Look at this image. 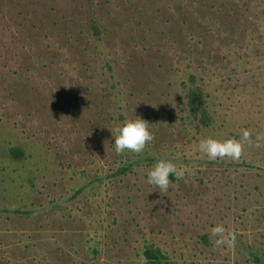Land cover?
I'll return each mask as SVG.
<instances>
[{
    "label": "rangeland",
    "instance_id": "rangeland-1",
    "mask_svg": "<svg viewBox=\"0 0 264 264\" xmlns=\"http://www.w3.org/2000/svg\"><path fill=\"white\" fill-rule=\"evenodd\" d=\"M134 115L155 139L118 155ZM242 129L264 131V0H0V264H264V147L197 150ZM159 159L187 183L149 185Z\"/></svg>",
    "mask_w": 264,
    "mask_h": 264
},
{
    "label": "clouds",
    "instance_id": "clouds-1",
    "mask_svg": "<svg viewBox=\"0 0 264 264\" xmlns=\"http://www.w3.org/2000/svg\"><path fill=\"white\" fill-rule=\"evenodd\" d=\"M151 125L149 121L134 115V118L125 119L121 124L109 129L114 137L115 152L118 155L125 152L136 155L143 153L155 139ZM246 147H264V131L257 133L255 140L247 129L241 130L239 139L235 137L218 139L208 136L199 140L197 150L209 161H239ZM188 174L190 170L186 166L178 167L172 160L159 159L148 170L147 183L159 189V193H166L173 183L170 177H174L177 181L184 180L187 183L186 175ZM212 238H215L213 245L216 248L233 247L236 236L235 233L227 231L222 224H217L211 228L210 239Z\"/></svg>",
    "mask_w": 264,
    "mask_h": 264
},
{
    "label": "trees",
    "instance_id": "trees-1",
    "mask_svg": "<svg viewBox=\"0 0 264 264\" xmlns=\"http://www.w3.org/2000/svg\"><path fill=\"white\" fill-rule=\"evenodd\" d=\"M147 254L149 255V257H151L150 250L147 252Z\"/></svg>",
    "mask_w": 264,
    "mask_h": 264
}]
</instances>
